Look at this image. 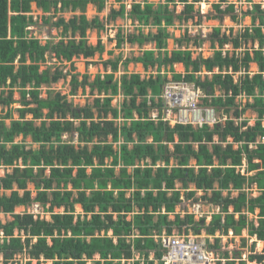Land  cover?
<instances>
[{
	"label": "trees",
	"instance_id": "1",
	"mask_svg": "<svg viewBox=\"0 0 264 264\" xmlns=\"http://www.w3.org/2000/svg\"><path fill=\"white\" fill-rule=\"evenodd\" d=\"M106 1L0 0V169L5 171L4 176L0 174V258L3 255L4 264L17 255L26 256L25 264H164L153 233L162 235L166 230L167 236H173L175 229L182 232L190 227L198 235L204 231L220 237L208 244L219 255L216 264L221 260L224 264H264V253L252 251L245 261L240 251L231 256L221 245V238L230 235L240 240L246 231L249 240L256 239L252 250L264 244V0L259 4L245 0L252 4L247 15L253 24L244 33L233 37L230 28L229 35L221 36V27L214 29L210 41L213 48L219 47L207 60L194 59L189 44L201 45L190 35L177 40L178 49L167 50L168 28L175 26L176 19L189 22L196 15L201 23L203 16L196 6L204 0H161L159 4L131 0L129 11L126 0H114L119 9H112L106 21L129 20L138 29L130 34L119 27L115 49L125 43L139 48L156 43L157 48L144 50L132 60L118 57L107 61L102 65L110 75L98 74L90 82V75L85 74L81 82L71 73L73 60L90 61L105 52L101 40L94 47L86 35L89 29L104 30L99 14ZM225 3L214 4L215 16L207 19L229 17L238 23L234 5L222 9ZM34 4L40 16L35 15ZM89 5L98 12L92 20L86 12ZM179 5L184 10L177 14ZM63 13L71 19H64ZM57 15L55 26L62 27L58 43L47 40L41 45L39 39L29 36L39 18L46 24ZM144 28H157V33H144ZM242 44L247 49L242 59L224 49L230 45L237 50ZM250 44L252 51L248 50ZM47 53L53 54L51 62ZM56 64L70 65L71 70L63 73L55 67L52 73ZM131 64L141 65L145 71L158 69L159 75L128 74ZM252 64L259 70L254 76L250 74ZM177 65L184 67L185 75L173 71ZM120 67L123 75L115 80ZM162 69L172 71L173 82L194 85L206 95L214 96L219 90V104L208 106L223 109L226 119L197 126L163 120L164 88L172 82L161 74ZM203 69L206 75H202ZM241 71L245 74L235 81V74ZM68 77L71 94L89 89L96 96L93 104L78 107L69 103L67 95L51 90ZM43 88L45 98L41 97ZM15 92H19V100ZM120 95L122 104L113 107V99ZM236 99L247 102L237 105ZM15 104L21 107L18 119ZM233 105L236 107L231 108ZM155 110L158 120L150 116ZM248 110L257 114L253 125L247 118L240 120ZM7 121H11L9 125ZM64 135L77 137L78 146L64 140ZM19 137H30L38 149L16 143ZM30 185L36 191L34 198ZM246 188L251 195H260L251 198ZM200 193L204 195L195 200L217 210L209 223L206 218L197 220L194 214H177L184 199ZM33 204L49 214L50 220L16 213ZM78 206L83 209L81 214L76 213ZM256 214L257 225L249 220V215ZM2 215L13 218L3 219ZM240 241L247 246L246 239Z\"/></svg>",
	"mask_w": 264,
	"mask_h": 264
},
{
	"label": "rangeland",
	"instance_id": "2",
	"mask_svg": "<svg viewBox=\"0 0 264 264\" xmlns=\"http://www.w3.org/2000/svg\"><path fill=\"white\" fill-rule=\"evenodd\" d=\"M136 1L142 2V0H136ZM148 1L151 3H156V4L161 2L160 0H148ZM261 1L262 0H255V3L259 4ZM130 3H131V0L125 1L127 11L130 10V7H129ZM218 3H219V0H204L203 3L196 6V10L200 11L201 15L203 16L201 23H200V16H198V15H196L195 18L193 20H190L189 22H180L178 19H176L175 26H171L168 28V32L170 33L171 38L168 40L167 50L169 52H171V51L178 49L177 40L181 39L185 35H190L195 40L198 39V42L201 45V46H199V48H197L194 45V42H191L189 44V49H191L192 51L195 52L194 59L201 58V57L205 60L211 59L214 57L215 49H218V47H219L218 44H216L215 48H213L212 42L210 41L211 36L214 34L215 28L221 27V36H223L225 34L229 35V33H230L229 29L232 28V32H233L232 36L236 37V35H240V34L244 33L246 28H250L252 26V24H253L252 17L247 15L248 11H251V9H252V4L247 3L245 0H226V3L223 4V6H222V9H225L226 6L229 4L234 5V7H235L234 12L239 18L238 23H233L229 19V17H225L223 19V21L207 19V17L210 18L212 16H215V12L213 10V5L218 4ZM105 6L106 7L104 8L103 12L99 14V19L104 25V30L101 32H97L96 30L89 29L87 31V35H86L87 40L89 41V45H92L94 47L97 46L98 40H101L105 46V52L101 55V57H99V55L96 54V58L94 60H90V61H85L83 59L73 60L75 66L72 68L71 73H72V75H77L78 79L81 82H82L83 76L85 74L90 75V82H93L95 79V76L98 74H100L101 76L110 75V71L105 70L103 65H102L103 63H105L107 61H113V60L117 59L118 57H121L122 60H125V59L132 60V59L141 57V54L144 50H155L157 48L156 43L144 44L141 48H139V46L136 44L125 43L120 49H115L116 42L114 41V37H115V35L117 33V29L119 27L122 30H124L126 33H130V34L138 33V29H137V26H135V23L133 24L129 20H122V19L117 18L114 22H112V21L107 22L106 18H107V16L110 15V11L112 9L118 10L119 4L116 3L114 0H107ZM173 7L174 6H170L171 10L174 9ZM32 8L36 12V14H35L36 16L41 15L40 11H36L35 4L33 5ZM183 10H184V6H182V5L176 6L177 14H179ZM86 12H87L88 18L91 20L94 19L98 15V12L93 5H89ZM62 17H64V19H66L67 21L71 19V15L68 13H63ZM58 20H59V16L57 15L56 18H51L48 23L43 24L39 18L36 25H33L32 27H30L31 32H30L29 36L30 37L33 36V37L39 39L41 45H44V43L47 40H53V42H54L53 44L58 43V41L60 40L61 32H62V27L57 29L55 26V23H57ZM35 21H36V19H35ZM150 30L153 33H157V28H152V29L144 28V33H148V31H150ZM79 39H80V35L77 36V40H79ZM242 42H244V40H242ZM251 48H252V45L250 44L248 46V50H251ZM255 48L257 49L258 45H256ZM184 49H185V46L183 47V50ZM224 49H225V51L228 50L230 52V55L232 53H234V54L238 55V58H241V59L245 57V53L247 51L246 46L244 44H242L241 48H239L237 50H233V47L230 45H226ZM110 51H113V52L108 55V53ZM52 55L53 54H49V53L46 54V59L48 62L52 61V60H50ZM53 63H55V61ZM55 67H59V70H61L63 73H68V71L71 70L70 65L56 64L54 66V68L50 69V71L52 73H54ZM176 67L173 70V71H175L176 74L185 75L184 67H181V68H179V66H176ZM46 68H47V64L41 66L40 70H44ZM179 69H181V71ZM123 71H124L123 68L120 67V72L115 76V80H118L119 77H121L123 75ZM258 71H259L258 66L252 64L250 67L251 76L258 74ZM127 73L140 75L143 78H149L152 75L157 77L159 75L158 69L145 71L144 67H142L141 65H134V64H131L128 66ZM161 74L162 75L165 74L168 77V80L173 82V73L170 69H168V70L162 69ZM244 74H245V71H241L240 73L235 74L234 80L237 81L238 78H240V76H242ZM202 75H206V72L204 69H203ZM203 80L204 79L202 78V81ZM190 86L194 87V85H190ZM71 89H72V87L70 85V77H68V79H66V80H61L60 82H58L55 85H52V87H51L52 91L60 92L63 95H67L69 103H73L75 106L84 107L88 104H90V105L93 104L94 98L96 97L95 93H94V95H91L89 89L85 93L83 92L82 89H80L77 94L72 95ZM1 90L2 89L0 88V91ZM205 93L203 92V94H204L203 98H201V97L198 98L199 102H198L197 106H198V109H200V110L196 113H198V115H200V117L198 118V120L196 121L195 124L191 123L195 126L201 125L205 122H209L211 125H213L214 122H216V121L218 122V120L224 121L226 119V116L224 115L225 111L223 109H221V108L212 109L210 106H208L209 104H212V103L213 104L214 103L219 104L220 101H219L218 97H219V95H221V92L219 90H216L214 96L206 95ZM41 97L42 98L46 97V88L42 89ZM15 99L16 100L20 99L19 92H15ZM162 101H163V99H162ZM122 102H123V97L121 95L117 96L113 99L112 106L113 107H120ZM234 102H235V104L240 105V104H245L247 101H246V99H242L241 101L236 99V100H234ZM235 107L236 106L233 105L231 108H235ZM13 108H14L15 119H18L19 118V112H17V109H19L21 107L18 104H15L13 106ZM1 110H2V108L0 109V111ZM215 111H217V112H215ZM5 113H6V109L4 110L3 115ZM202 113H204V115ZM150 116L155 120H158V118L160 117L157 110L151 112ZM179 116L182 117L180 113L177 114L174 112V114L171 116V118H169L168 116H166L162 113V117L163 118H165V117L169 118V121L172 124L175 121L173 117L177 118ZM256 116H257V114L255 112H253L252 110H248L244 115H242L240 120L247 118V119H249V123L253 125V124H255ZM182 118H184V117H182ZM107 119L108 120L111 119V114L108 115ZM10 122L11 121H7L8 125L10 124ZM63 139L64 140H72L78 146L79 142L77 141V137H75V136L72 137L70 135H68V136L64 135ZM19 142H24L26 144V146L32 147L33 149H38V146H34L32 139L30 137L26 138L25 140L23 139V137H19L16 139V143H19ZM225 144L226 143H224L223 146H225ZM91 146H92V144H91ZM116 146H117V143H114L113 147L115 149H116ZM8 148L10 149L11 147L9 146ZM109 162H110V160H108V163ZM118 168L119 167H117L116 171H118ZM0 171L2 174L5 173L4 169H0ZM242 173H245V169L242 170ZM255 173H254V175H255ZM177 186L182 187V185H180V184H178ZM29 190L32 192V196L34 198L36 191L34 190L33 185L29 186ZM245 191L250 193L251 198L252 197H258L260 195L257 192H253L251 195V190H249L248 188H246ZM237 194L238 193L235 192L234 196H236ZM201 195L203 196L204 194L200 193L194 199H190V200L184 199L183 200L184 202L181 205H179V207L177 208V214H180L182 217H186L189 214H194L196 216L197 220H199L201 218V216H203V217L207 218V222H210L212 219L213 213H217V210L212 205H209L203 201L195 200L197 198H200ZM41 209L42 208H39V205L33 204L32 206H29L26 209L25 208L17 209V213L23 214V213L27 212L29 214H32L34 216V218L37 215V216H44L47 220H50L49 216H48L49 214L44 215V213H42ZM82 212H83L82 207L78 206L76 208V213L81 214ZM2 217H3V219H12L13 218V216H11V215H7V216L2 215ZM171 220L174 221V218L171 217ZM249 220L254 221L255 224L257 225V221L259 220L258 214L249 215ZM184 233H186V235L200 236V235H198L197 232H195L190 227L184 228L182 232H179V230L176 229L174 231L173 235L180 236V235H184ZM157 236H162V235H159V233H157ZM208 237H210V236H208ZM211 238H212V241L214 239H217V238L220 239V237L218 235H216L215 237H211ZM221 239H222L221 240L222 251H225V250L229 251L231 256H232L233 251H240L242 254L241 255L242 260H245V261H247V258L249 257V255H251L252 251H255L256 253H264V244H262V243H259V245L257 246V248L255 250L251 249V247L254 244L253 242H255L256 239L249 240L247 231L242 233V236L240 238V240L246 239V241H248L247 246H242V243H240L241 241L238 238L233 239L230 235L228 238L223 237ZM218 258H219V255L217 253H214L213 259L210 261V264H216L218 261ZM94 259L97 260L98 257L94 256ZM26 261H27L26 256L17 255V256H15L14 260L12 262H10L9 264H25ZM42 261H43V259H42ZM0 264H4L3 255H1V258H0ZM32 264H36V262L33 261ZM46 264H51V263L47 262ZM86 264H90V262L88 261Z\"/></svg>",
	"mask_w": 264,
	"mask_h": 264
},
{
	"label": "built area",
	"instance_id": "3",
	"mask_svg": "<svg viewBox=\"0 0 264 264\" xmlns=\"http://www.w3.org/2000/svg\"><path fill=\"white\" fill-rule=\"evenodd\" d=\"M200 97H204L203 92L196 87H191L188 83H169L163 93L165 101L163 114L171 118L174 112L180 113L184 118L173 117L174 123L195 124L200 117L196 113L200 110L196 103ZM169 118L165 117L163 120L169 121ZM156 238L163 252L162 262L164 264H210V257L215 253L208 248L212 238L208 237L205 232L200 236L184 233V235L171 237L163 233L162 236ZM221 262L223 263L224 260Z\"/></svg>",
	"mask_w": 264,
	"mask_h": 264
},
{
	"label": "crops",
	"instance_id": "4",
	"mask_svg": "<svg viewBox=\"0 0 264 264\" xmlns=\"http://www.w3.org/2000/svg\"><path fill=\"white\" fill-rule=\"evenodd\" d=\"M160 1H161V0H160ZM159 3H160V2H159ZM159 3H158V4H159ZM177 66H179V65H177ZM181 67H183V66H181ZM176 68H177V67H176ZM157 112H158V111H157ZM158 113H159V112H158ZM175 230H176V229H175ZM175 230H174V231H175ZM163 233H166V230L162 231V235H163ZM152 237H153V240H155V242L159 245V249H161V246H160V244H159V241H158L157 238H156V237H157V232L153 233V236H152ZM160 251H161V250H160Z\"/></svg>",
	"mask_w": 264,
	"mask_h": 264
},
{
	"label": "clouds",
	"instance_id": "5",
	"mask_svg": "<svg viewBox=\"0 0 264 264\" xmlns=\"http://www.w3.org/2000/svg\"><path fill=\"white\" fill-rule=\"evenodd\" d=\"M36 6V5H35ZM130 7V6H129ZM37 9V8H36ZM217 122V121H216ZM216 122H214V124L216 123ZM205 123H208V124H210L209 122H205ZM211 125V124H210ZM1 169H3V168H1ZM0 174L2 175V176H4L5 175V173L4 174H2L1 173V171H0ZM20 209V208H19ZM16 213H17V211H16ZM18 214V213H17ZM20 214H22V213H20ZM203 218H206V217H203ZM203 218H201V219H203ZM207 219V218H206ZM200 220V219H199ZM209 223V222H208ZM204 232V231H203ZM202 232V233H203ZM202 233H200V235H202ZM206 233V232H205ZM206 235H207V233H206Z\"/></svg>",
	"mask_w": 264,
	"mask_h": 264
},
{
	"label": "bare ground",
	"instance_id": "6",
	"mask_svg": "<svg viewBox=\"0 0 264 264\" xmlns=\"http://www.w3.org/2000/svg\"><path fill=\"white\" fill-rule=\"evenodd\" d=\"M204 7H205V6H204ZM179 70H180V69H179ZM191 87H192V86H191ZM194 87H195V86H194ZM196 88H197V87H196ZM198 89H200V88H198ZM200 90H201V89H200ZM198 102H199V101H197L196 103L198 104ZM197 115H198V113H197ZM213 256H214V255H213ZM213 256L210 257V261L213 259Z\"/></svg>",
	"mask_w": 264,
	"mask_h": 264
}]
</instances>
